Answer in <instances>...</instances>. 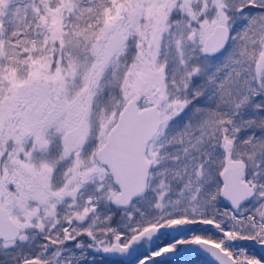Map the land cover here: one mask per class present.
I'll list each match as a JSON object with an SVG mask.
<instances>
[{"label": "snow or ice", "instance_id": "snow-or-ice-1", "mask_svg": "<svg viewBox=\"0 0 264 264\" xmlns=\"http://www.w3.org/2000/svg\"><path fill=\"white\" fill-rule=\"evenodd\" d=\"M0 264H264V0H0Z\"/></svg>", "mask_w": 264, "mask_h": 264}]
</instances>
